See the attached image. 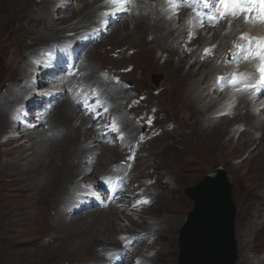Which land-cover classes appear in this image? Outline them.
<instances>
[{
	"label": "bare ground",
	"instance_id": "6f19581e",
	"mask_svg": "<svg viewBox=\"0 0 264 264\" xmlns=\"http://www.w3.org/2000/svg\"><path fill=\"white\" fill-rule=\"evenodd\" d=\"M39 1V3H36V0H0V30L3 29L4 31L5 27H11L12 35L15 36V39H18L24 49L29 47V49L35 50V47L39 43L46 42V45H48L50 42H56V39L51 37L53 34H61L60 36L66 39L70 38L67 36L68 32L86 29V22H89V20L97 16L99 17V12L104 2V0H78L80 2L78 9L72 8L70 5L66 6L67 9L72 11V15L63 17L59 22L52 16V9L55 8L59 0ZM67 1L65 3L70 2V0ZM152 2V0L140 1L138 4L139 12L136 11V13L130 17V20H135L134 28L129 29L127 24V20L129 19H126L113 28L110 33V38L106 41H108V43L122 42L123 44V48H121L123 49V54L119 57L118 61H115L117 65H121L125 63V61H138L136 58L141 57V59L146 61L142 64L145 65V67L158 66L160 64H158L156 49L159 48L169 52L165 63L160 65L161 70L165 72V83L161 92L163 96L167 98L168 107H170L171 110H178L185 113V116L183 118L181 115L179 116V128H183V131L181 130V134H179L178 138H176L175 141L164 142L160 145L159 149L160 151L166 152V155H172L174 157L178 155L181 156L183 158L181 167L184 168L183 170H185L187 175H191L193 171H196L192 166L193 164H197L196 162L198 160L196 157L207 154L209 157L212 154L219 155L220 158L223 159L224 164L228 166L229 172L234 175L236 179H242L250 185L252 188V196H254L253 198L255 199H253V204L243 223V228L237 230V238L244 244L249 243L250 239L255 237L251 231L256 232L264 230V120H257L250 113L240 112L245 109V106H242L245 102L244 99L241 102V106L238 108L240 111L233 126L241 121L246 123L248 128L242 131L239 135L241 138L235 141V137L229 134L231 130L229 127V125H231L229 116H223L217 121L209 116L208 113H212V110L217 107L218 99L211 98L208 103H205V106H202L200 103L204 101V97H196L194 95L199 94L198 92L203 85L205 68L208 64H211V60L209 56H205V61H200L203 56L202 50H192L191 56H188L187 52H180L179 49L182 47L191 49L194 43H187V41L184 40L180 45L173 44L177 38L182 39L185 36L187 39V31L181 30L176 34V28L166 18L162 9L158 6L160 4L153 5ZM58 10L62 9L58 8ZM180 20L185 22V19ZM57 25L64 26L56 28ZM148 35L153 36L152 40H147ZM221 35L222 31L216 27L214 38H220ZM214 40L202 37L199 33L198 41L200 45H203V48L211 46ZM106 41L94 44L92 50L102 46L103 43H107ZM10 44L11 42L4 44L3 39L0 37V52ZM128 45L134 46L138 50V54L135 56L136 58L126 55ZM222 45V47L225 48V45ZM89 51L90 50L87 51L86 57L84 58V61H88V63L86 65L83 64L82 68V70L86 72L88 70L93 71L97 63H94L97 58L96 60L89 58ZM176 55L177 58L175 57ZM192 56H194L195 60L191 63L190 58ZM20 60V58L19 61L17 59L18 63L16 68L19 74L24 72L23 74L26 76L27 67L30 66L32 62L23 64ZM198 65L199 68L196 67ZM115 74L116 76H120L117 73ZM200 75H202V77H200ZM14 85H18V83ZM112 90L114 89L111 84L107 83L105 85V93H109L113 102L117 103V113L123 114L121 118L126 124V128L130 129L131 133L138 130L139 126L128 119L129 117L126 114L127 111L124 109L127 105L125 106L123 102L130 97L129 91L120 90L111 94ZM10 91L13 92L10 98L0 100V137L10 125V111L8 107L16 102V100L22 99L26 89L23 86L16 89L12 87ZM37 100L41 102L40 98H37ZM52 114L53 112L51 111L46 119H49ZM53 116L54 118L52 120L45 121L43 129H41L36 136H31L29 138V146L23 144L19 145L17 143L15 145H18V148L14 151L4 146L10 145L12 143L10 140H7L6 144L0 143V216L5 217V224L3 225L4 229L2 232H4L6 240H11L16 237L13 236L15 232L14 226L16 227L17 225L14 224L15 217L3 212L4 209L7 208L9 211L26 209L28 216L32 219V223L37 225V264H46L47 260L55 258V255L59 256L61 254V256H63L61 252L66 248L64 244L66 240L67 244L70 245L68 246L69 249L67 252H71L76 246L79 247L83 245L86 246V250H92L96 245L105 247L106 241L107 243L110 242V245H116L115 241H112L114 237L111 236L115 233V230H117L116 226L119 224L121 218L117 211H113L112 209H94L87 211V213H85L86 215H82L81 217L67 218L69 217L67 211L61 208L62 206H59L61 202L59 194L66 189L68 190L67 183L69 182L70 184L72 182L71 180L75 178L76 174L83 168L87 170L92 169L93 171L107 170L110 164H112L113 158H118L120 153L124 152V150L120 146L112 148L103 146L104 149L94 156L93 147L98 145L100 141L99 135L94 128L89 129L91 119L83 117L80 109L67 99L58 107ZM189 118L195 120L198 125L197 128L190 129ZM75 121H81V123L78 125L75 124ZM46 125H48L47 128ZM18 132L17 136L24 134V131L19 130ZM258 132H260V134H258ZM170 133L172 132H167L166 134ZM172 134L175 135L174 133ZM226 135H228V137H226ZM150 143L151 142H148L145 145H149ZM181 144L183 147H181ZM25 149L32 151L24 155L22 152ZM88 153H91L95 158L87 157L83 159ZM11 155L19 159V161L25 160V162L22 163L23 169L19 174L17 173V175H15L16 172H7V163L5 164L3 161V158L8 160V157ZM236 158H240L241 161L238 163L234 162ZM158 159L159 156L157 153L150 152L144 160V166L146 165L148 169L154 167L153 179L160 169L158 165L154 164L155 160ZM190 162L192 165L187 167ZM89 179L91 180V177ZM157 179L154 184L155 186L159 183ZM36 181L37 184L35 185L34 182ZM154 185H148L147 187H150L149 189L152 191L153 187H155ZM73 186H76V184ZM32 190L37 192L36 198L33 196H36V193L32 194ZM152 194L156 202L166 198V195L167 197L169 196L168 189L162 185H160L158 191H152ZM244 199H246V197ZM51 202H54V216H52V212H50L49 208ZM175 204L176 203L168 204L164 210L167 212L172 211L174 214L167 215L165 213L164 219H161L157 223L159 224L158 229H151L152 235H156L157 237L166 235L170 243L176 237L180 220L179 216H177L179 208ZM123 213L125 212L123 211ZM35 218L36 220H34ZM126 218L130 220L129 217ZM25 223L30 224L31 220L27 219ZM11 224H14L13 228L10 226ZM48 225H50L49 230H47ZM96 225L99 226V228H96ZM47 231H50V237L53 238L55 242L48 247H41L38 241L43 238L42 233H46ZM121 231L124 235H136L134 232L127 233L123 232L124 230ZM69 240L78 242L71 243ZM25 241L26 240L22 238L17 240L15 244L25 243ZM9 245H11V243ZM118 245L121 247L120 242ZM141 247L146 248V245L143 244L140 246V252ZM148 247L150 248L147 242V248ZM170 251L171 250L168 249L169 254ZM93 252L92 250L91 253ZM248 254L249 250L240 251L239 260H244L245 264L247 259H249L247 258L249 256ZM142 258L145 264H148L147 261H150L151 264L155 261V256L149 257L148 255L142 254ZM104 260L105 256L102 261ZM254 262H252V264H254ZM165 264H173V260L165 261Z\"/></svg>",
	"mask_w": 264,
	"mask_h": 264
},
{
	"label": "rangeland",
	"instance_id": "374dc122",
	"mask_svg": "<svg viewBox=\"0 0 264 264\" xmlns=\"http://www.w3.org/2000/svg\"><path fill=\"white\" fill-rule=\"evenodd\" d=\"M66 1L67 0L57 1L55 8L52 9V16L56 19V21L60 22L63 17H66V16L69 17L72 15V11L67 9L66 6L70 5L72 8H75V9H78V7H79L80 2L78 0H73V1L70 0L69 3H65ZM89 1H92V0H89ZM152 1H153L152 3H156L155 2L156 0H152ZM39 2H40L39 0H36V3H39ZM58 8H61L62 10H58ZM138 11L139 10H137V12ZM97 17L91 19L92 21L89 20V22H86L85 27L89 29L90 25L93 22L98 21L99 17L98 18ZM134 21H135L134 19L130 20V18H129V20H127V24H128L129 29L134 28V25H135ZM179 22H183V21H179ZM171 23L176 28V34L181 30L185 31V29L181 28L180 26H177L175 22L174 23L171 22ZM62 26H64V25H60V26L57 25L56 28H59ZM223 28H225V27H223ZM223 28L221 27L219 30H223ZM11 30H12L11 27H7V28L5 27L4 31H3V29L0 30V37L3 39L4 44L11 42V44L8 47L4 48L3 51L0 52V100L8 99V98H10L11 95H13V92L10 91L12 87L14 89H16V88L24 85V78H23L24 72L19 74L18 69L16 68L17 63L19 61V58L21 59L20 60L21 63L27 64V62H29V59H28L29 57L27 55H31V54L35 53L41 46H44V44L45 45L47 44L46 42L39 43L35 47V50L29 49V47L24 49L22 47L21 43L18 41V39H15V36L12 35ZM68 34H69V32H68ZM60 35L61 34H56V35L53 34L51 37L55 38L56 41H59L61 39H65L63 36H60ZM200 35L202 37L205 36L204 34L202 35V33H200ZM208 35H209V33H208ZM235 37H236L235 33H233V34L227 33V35L222 33L220 38L215 39L211 43V45L214 46L215 51L216 50L220 51V50L224 49L220 52H217L220 55L221 53L222 54L224 53L225 49L229 48V46L231 45V42H229V41H232L231 39H235ZM109 38H110V34L107 35L106 37H104L102 41H106ZM152 38H153L152 35L147 36L148 41L152 40ZM182 39L181 38L175 39L173 44L180 45V44H182V42H184V40L185 41L187 40L185 38V36ZM106 42L107 43H103L102 46L98 47L97 49L92 50V47L89 49L90 50L89 51L90 52L89 58H92L95 60L97 58L96 61L94 60L95 61L94 63H96V62L97 63H96V68H94L93 71L88 70L86 72L83 70L84 75L86 76V79L89 80V83L93 82V84H95V83L101 84L102 81H100V80L101 79L103 80L104 76L109 75L110 77H112L113 74L117 73L118 75H120L117 77L120 78L122 84H120L119 87H116V88L114 86H112L115 89L111 91V94L114 92L120 91V90L129 91L128 93L130 94V97L127 98L126 100H124V102H123V103H125L124 104L125 106L127 105V107H124V109L127 111L126 114L129 117L128 119L131 121L137 122V120L140 119L139 117L142 115H146V117L152 116V115L154 116L155 128L159 129L158 132L161 135L153 138V140L150 141L151 143L149 145H145V144L143 145V147H145V148H141L139 155H138V160H137V163L135 165L133 172L135 174H137L136 178L139 181H141L142 184L148 183V184L154 185L156 183V179L158 178L157 182H159V183L156 186L154 185L155 187L152 186L153 187L152 191L153 192L158 191L160 185H162L163 187H166L168 189V195L169 196L167 197V195H166L165 196L166 198H163L159 202L158 201L154 202V200H153L152 206L145 209L142 213L136 212L137 215H134V217H131L126 212L125 213L117 212L119 217H121V218H120L119 224L116 226L117 230H115V233L111 236V237H114V238H112L113 239L112 241H115L116 245H110V242L107 243V241H106L105 247L96 245V247L94 249H92L94 251L93 253H91L92 250H88V249L86 250L85 245L79 246V247L76 246V247H74V250H71V252H67L69 249L68 246H70V245L67 244V240H66L64 242V244L66 246V248L64 249L65 252L64 251L61 252L63 254V256H61V254L59 256L55 255V258L48 259L46 264H96V261L102 260V257L104 256L103 254L106 252L107 245L119 247V245H118L119 244V238L123 234L121 230H124L123 232H127V233L128 232L129 233L130 232L139 233L141 231L144 232L145 228H146V231L144 233L150 234V231L152 228L158 229V227H159V224H157L158 221H160L161 219H164L166 214L167 215L174 214L172 211H168V212L164 211L165 207L171 203H176L175 205L180 209V210L178 209V213H177V216H179L180 220H179V226L177 229L176 237L171 243L169 242V238L166 235H164L162 237H157L156 244H155L154 248L149 251L150 256L149 255L148 256L149 257L155 256V261L153 262V264H165V261H168V260H173V264H179L181 229H182V227H183V225H184V223H185V221L189 215V212L193 209V202L191 201L190 198L187 197V195L185 194V191H186V189H188V188L194 186L196 183H198L201 179H203L205 177V175H207L208 173L214 172L217 168H220V167L223 168L233 179L232 196H233V200L237 206V214H236V237H237V230L243 228V223L246 220L248 212L250 211V207L253 204V199H255V198H253L254 196H252V188L250 187V185L247 184L242 179H239V180L236 179L235 176L229 172L228 166L226 164H224L223 159L220 158L219 155L212 154L209 157V155L207 154L204 156L201 155L200 157H196V159L198 160L196 162L197 164L192 165V163L190 162L187 166V167H190L192 165L194 167V170H196V171L195 172L193 171L191 173V175H187L185 170H183L184 168L181 167L183 164V162H182L183 158L181 156L178 155L177 157H174L172 155H166V152L160 151V149H159L160 145H162L164 142L175 141V139L178 138L179 134H181V130L183 129V128H179L180 127L179 126V116L181 115L182 118L185 116L184 115L185 113H183V112H180L178 110H171V108L168 107L169 105L167 104V98H165L161 92L162 87L165 83V81H164L165 80V72L163 70H161L160 65L165 63V60L167 59L169 52L162 50V49H159V48L156 49V55L158 56V64H160V65L151 66V67L149 66V68H147V67H145V65H142L143 63L146 62L144 59H141V57H139V58L135 57L138 54L137 53L138 50L134 46L128 45V47L126 49V50H128V51H126V55L131 56V57H135L136 60H138V61H125V63H123L121 65H117V63H115V61H118L119 57L123 54V49H121V48H123V44H122V42H116V43H108V41H106ZM191 43H194L193 47H191V49L182 47L179 49V51L180 52L184 51L185 53L187 52L188 56H191V54H190L191 50L199 49L198 45H200L198 39L194 42H191ZM222 44H224L225 47H227V48L222 47L223 46ZM204 49L205 48H203V50ZM33 50H34V52H33ZM201 50L199 49V51H201ZM24 51H26V52H24ZM220 56H222V55H220ZM101 57H103V58H101ZM175 57L177 58V55ZM8 58H11L12 61H8ZM17 59H18V61H17ZM194 60H195V58H194V56H192L190 58V62L192 63ZM204 60H205V57L202 56L200 61L203 62ZM210 60H211V64H208L205 68V74L203 76V85H202L200 91L198 92L199 94L194 95L196 97H198V96L204 97V101L200 103L202 106H205V103H208L211 98H215L217 100V98L214 96L215 94H212V90H211L210 86H211V84H213L214 74H216L217 72L218 73L223 72L221 68H219V69L217 68V66L219 67V64H221V62H222L221 60H219V61L213 60L211 56H210ZM87 63H88V61L83 62L84 65H86ZM30 66H32V64ZM196 67L199 68V65ZM27 70H28V67H27ZM155 74L163 75V79L161 80L159 86H156L155 83L153 82ZM115 76H116V74H115ZM200 77H202V75H200ZM13 81H15L16 83ZM20 82H21V84H20ZM17 83H18V85H14ZM103 85H104V83H103ZM103 88H104V86H103ZM7 90H8V92H7ZM35 96L36 95H34V97ZM31 98H33V95ZM110 98L113 101L111 96H110ZM205 98H206V100H205ZM133 99H134V101H133L132 105L137 104L136 102H139L140 104L131 109V107L129 106V102ZM65 100L66 99H63L60 102H57L56 107L53 110V114L51 115V117L49 119H47V121L48 120L50 121L54 118V116H53L54 112H56L58 107H60V105L63 104V102ZM12 105L10 107H8L10 113H11ZM115 105H117L116 102H114V106ZM238 111H240V110H238ZM116 112H117V110H116ZM240 112L241 113L245 112V109H243V111H240ZM208 114L215 121H217L219 119V118H214V116L216 115L215 110H213L212 113H208ZM237 116L238 115H236V117ZM253 116L257 120H261V119L264 120V118H262V117H258L255 115H253ZM236 117L230 116V119H231L230 124L231 125H229V127L231 130H230L229 134L231 136L235 137V141H238L241 138V137H239L241 132L238 133L237 131H239L243 128L247 129L248 127H247L246 123L236 124L235 126H233V124H235V122H236ZM9 122L11 124L10 118H9ZM79 123H81V121H77V123L75 121V124L79 125ZM189 125L191 127L190 129H195L198 127L197 123L195 122V120L193 118L192 119L189 118ZM42 128L43 127H40V128L35 129L29 133H24L23 135H19V136H16L14 138H10V139H8V137L6 136V133H8V129H7L5 132H3L1 134L0 143L6 144L7 139L10 140L12 143L10 145H4V146L8 149L15 151L18 148L17 147L18 145H15V144L18 143L19 145L23 144V145L29 146L30 145L29 138L31 136H36L41 131ZM91 128H93L92 124L90 125L89 129H91ZM139 128H138V132H139ZM147 130H149V125L147 126ZM145 131H146V129H145ZM176 131H178V132H176ZM167 132H172L175 135H173L172 133L166 134ZM156 133H157V131H156ZM258 134H260V132H258ZM226 137H228V135H226ZM98 144H100V143H98ZM100 145L103 147L102 144H100ZM98 146L99 145H97L95 147L98 148ZM181 147H183L182 144H181ZM31 151L32 150L25 149L22 153L24 155H27ZM93 151H95V149H93ZM150 152H155L159 156V159L155 160L154 164L158 165L160 167V169H159V172H157L156 176H154V179L152 176V175H154V167L148 169L146 165L144 166V160ZM88 154L90 156H93V155H91V153H88ZM192 155H194V154H192ZM90 156H88V158ZM85 158H86V156L83 157V159H85ZM122 159H123V155L121 154L118 158L117 157L113 158L112 163L118 162ZM179 160H181V161H179ZM3 161L5 162V164L7 163L6 164L8 166V169H6L7 172H16L15 175H17V173L19 174L21 172V170L23 169L22 163L25 162V160L19 161V159L15 158L14 156L12 157V155L10 157H8V160H6V158H3ZM240 161H241L240 158H236L234 162L238 163ZM177 167H178V169H177ZM83 169L80 170L76 174L75 178H73L72 180L70 179L72 181L70 184H69V182L67 183L68 184V190L66 189L64 192L62 191L59 194V196H60L59 198H61V202L59 203L60 207L62 206L64 208V202L66 200H68L70 198V196H72V194H74L79 183H81V185H83L82 178L87 173V169H85V168H83ZM108 169H110V167H108ZM97 171L98 170H94L95 177L97 175ZM95 179H97V177ZM34 184L36 185L37 181L34 182ZM75 184H76V186H73ZM149 188H147V190H146L143 187V189L140 191V196H141L142 192L148 196L152 195V191ZM33 193H36V196L33 195L36 198L37 192L33 191L32 194ZM66 197H68V198H66ZM150 197H152V196H150ZM245 197H246V199H244ZM62 200L63 201L65 200V201L63 202ZM53 204H54V202L53 203L51 202L50 207H49L50 212H52L51 213L52 216H54L53 214L55 212V210L53 208L54 207ZM118 210H120V209L116 208L113 211H118ZM3 212L11 215L12 217H15L14 218V224H17V225H16V227L14 226V224L10 225L12 228L14 226L15 232L13 233V236H16V237L12 238L11 240H6L4 232H2L4 229L3 225L5 224V217L0 216V233H1L0 237L2 238V239L0 238V242H1L0 243V264H37V230H36L37 225L35 223H32V219L28 216L26 209H23V210L22 209H15L13 211L12 210L9 211V209L7 210V208H6L3 210ZM36 213H37V210H36ZM85 213H87V211L79 213L77 215H74V217L69 216L67 218L70 219V218L81 217L82 215H86ZM144 215H146V216H144ZM126 217H131V218L129 220ZM27 219L31 220L30 224L25 223V221H27ZM34 220H36V218ZM49 226L50 225H48L47 230H49ZM96 228H99V226H97ZM251 232L254 234L255 237H252L250 239L249 243L244 244V243H242V241L239 238H237V242H238V246H239V254H240V251H242V250H249V254H248L249 256L247 257L249 259H247L245 264H252V262H254V261H257V262H254V264H258L260 262H261L260 264H264V230H260V231H256V232L251 231ZM42 236H43V238L38 241V244L41 247H48L51 244H54L55 241L53 238L50 237V231H47L46 233H42ZM129 236H130V234H129ZM155 237H156V235H155ZM155 237H153V238L155 239ZM22 238H24L26 240L25 243L15 244V242L17 240L22 239ZM251 240H253V241H251ZM69 242L77 243L78 241L75 242L73 240L72 241L69 240ZM10 243H11V245H9ZM73 246H75V245H73ZM139 248H140V246L138 247V249H136V250L134 249V253L132 254V257H133V255L138 254L137 253L138 251L140 254L139 258L142 257V254L147 255L148 250L146 248L141 247V252H140ZM168 249L171 250L170 254L168 253ZM134 257H136V256H134ZM102 262L104 263L105 260ZM147 263L151 264L150 261H147ZM236 264H244V260L240 261L238 258V262Z\"/></svg>",
	"mask_w": 264,
	"mask_h": 264
},
{
	"label": "water",
	"instance_id": "95a60500",
	"mask_svg": "<svg viewBox=\"0 0 264 264\" xmlns=\"http://www.w3.org/2000/svg\"><path fill=\"white\" fill-rule=\"evenodd\" d=\"M163 75H154L159 86ZM233 179L223 169L208 173L185 194L193 202L180 236L179 264H236L237 206L233 200Z\"/></svg>",
	"mask_w": 264,
	"mask_h": 264
},
{
	"label": "snow or ice",
	"instance_id": "6c2138e0",
	"mask_svg": "<svg viewBox=\"0 0 264 264\" xmlns=\"http://www.w3.org/2000/svg\"><path fill=\"white\" fill-rule=\"evenodd\" d=\"M113 3H118L122 7L119 11H125L127 9V5L131 2V0H112ZM175 6H179L183 0H170ZM219 5L221 6L215 16H209V19L213 22H218L219 19H223L229 15L235 17L241 14H247L246 19L251 20L252 16L255 15L257 21L260 23H264V0H218ZM115 14V13H112ZM200 13H198L199 15ZM243 35L241 39H245ZM252 41H249V47H251ZM237 48H240L243 52L244 49L242 46L237 45ZM257 48L259 49L257 52L253 53V55L259 56L262 61H264V42H257ZM235 57L233 56V59ZM260 72V80L258 82L259 87L264 89V64L259 67ZM231 83L237 84L239 80L237 78H233ZM257 87V85H245V87ZM97 106L99 107V102L97 101ZM90 106V104H89ZM94 111V110H93ZM143 203H150L148 200H144Z\"/></svg>",
	"mask_w": 264,
	"mask_h": 264
},
{
	"label": "clouds",
	"instance_id": "9594fccd",
	"mask_svg": "<svg viewBox=\"0 0 264 264\" xmlns=\"http://www.w3.org/2000/svg\"><path fill=\"white\" fill-rule=\"evenodd\" d=\"M88 118V117H87ZM90 119V118H89ZM92 121V120H91ZM76 123H77V121H76ZM91 125V124H90ZM93 125V128H94V126L95 125H97V123H94V124H92ZM8 129H9V127H8ZM6 136L8 137V133H6ZM8 139H10V138H8ZM7 139V140H8ZM97 177V176H96ZM95 176H93V177H91V180H95V178H96ZM90 180V179H89ZM144 185H145V187H147L148 185H152V184H145L144 183ZM127 205H128V203H126V202H124L123 200L122 201H120L117 205H115V206H112V207H110V208H107V209H104V210H108V209H112V210H114V209H120V210H118L117 212H120V213H122L123 211L124 212H126L127 214H129L131 217H134V214H133V212L131 211L130 212V210H127ZM152 206V205H151ZM100 210V209H97V208H93V209H91V210ZM145 209H147V208H145ZM144 209V210H145ZM103 210V209H102ZM144 210H142V212L144 211ZM86 211H89V210H85L84 212H86ZM79 213H82V212H79ZM79 213H77V214H79ZM138 213V212H137ZM136 213V214H137ZM140 213V212H139ZM77 214H75V215H77ZM131 217H129V218H131ZM186 222V221H185ZM185 224V223H184ZM184 226V225H183ZM97 262V261H96ZM99 262V261H98Z\"/></svg>",
	"mask_w": 264,
	"mask_h": 264
}]
</instances>
